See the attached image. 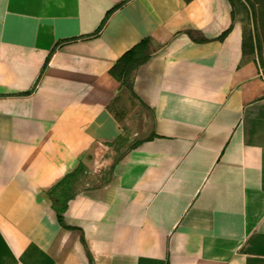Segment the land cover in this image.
Here are the masks:
<instances>
[{"label": "crops", "instance_id": "0c3cea01", "mask_svg": "<svg viewBox=\"0 0 264 264\" xmlns=\"http://www.w3.org/2000/svg\"><path fill=\"white\" fill-rule=\"evenodd\" d=\"M0 264H264L245 0H0Z\"/></svg>", "mask_w": 264, "mask_h": 264}, {"label": "rangeland", "instance_id": "374dc122", "mask_svg": "<svg viewBox=\"0 0 264 264\" xmlns=\"http://www.w3.org/2000/svg\"><path fill=\"white\" fill-rule=\"evenodd\" d=\"M245 2L254 17V22L264 28V0H245Z\"/></svg>", "mask_w": 264, "mask_h": 264}, {"label": "trees", "instance_id": "16d2710c", "mask_svg": "<svg viewBox=\"0 0 264 264\" xmlns=\"http://www.w3.org/2000/svg\"><path fill=\"white\" fill-rule=\"evenodd\" d=\"M253 16V15H252ZM254 18V17H253ZM134 52V48L129 50L125 55H123L120 59H119V63L122 62H126L127 59L131 58L132 53ZM127 58V59H126ZM59 219H60V214H59Z\"/></svg>", "mask_w": 264, "mask_h": 264}]
</instances>
